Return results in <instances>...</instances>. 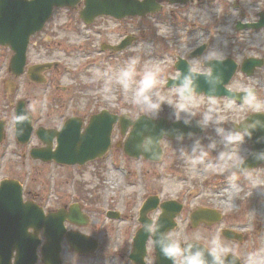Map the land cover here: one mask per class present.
Returning a JSON list of instances; mask_svg holds the SVG:
<instances>
[{
  "label": "rangeland",
  "instance_id": "obj_1",
  "mask_svg": "<svg viewBox=\"0 0 264 264\" xmlns=\"http://www.w3.org/2000/svg\"><path fill=\"white\" fill-rule=\"evenodd\" d=\"M257 3L264 9V0H257ZM81 6L79 4V9ZM232 10V0H194L174 5L164 3L155 14L123 21L103 16L95 19L93 24L85 25L79 18L78 10L56 8L44 31L32 38L28 62H56L58 66L46 71L44 85L34 84L25 76L19 77L17 80L22 89L15 92L14 97L24 98L32 113L36 111L39 114L36 123L44 126L60 125L72 115L88 119L103 108L135 118L136 110L130 107L128 97L118 86L106 90L105 71L123 66L130 55L136 54L135 50L150 46L147 54L141 53L142 59L154 62L161 69L165 81L175 77L178 71L174 62L180 56L181 45L195 44L198 34H202L209 45L216 43L218 28L225 23L227 14ZM258 12L253 9L241 22L256 20ZM261 33L264 30L235 29L233 36L229 37L227 57L238 63L247 56L264 57V42H260L264 41V37L260 36ZM127 35L135 39L126 49L114 53L101 49V44L118 43ZM250 41H253L251 45ZM2 71L6 72L5 69ZM253 84L259 97L264 100V67L257 69L250 77L237 72L229 87L239 90ZM172 91V87L162 88L166 94ZM200 97L204 103L209 99L203 94ZM215 99L221 105L226 127H233L251 113L242 111L238 103L231 110L226 109L223 105L228 100ZM170 113L171 109L165 106L160 116L169 119ZM207 134L214 135L211 129ZM112 137L114 141L121 139L118 125ZM200 137H205V133L184 139L182 144L191 146ZM203 142L207 143V139ZM161 145L163 155L159 162L133 159L125 155L122 149L111 148L112 151L102 160L83 166H58L28 156L13 157L20 151L9 130L7 141L1 148L4 155L0 153V180H19L28 195L41 201L46 209L56 210L64 203L81 201L90 218L88 224L79 229L88 235H97L102 229L100 236L104 233L109 241L112 237L117 240L119 233L132 231L141 199L146 195H156L161 200H175L183 205L174 232L184 236L199 234L207 237L219 232L221 227L237 228V224L241 223L247 240L237 242L222 238L224 243L235 248L244 259L248 252L264 248V190H252L244 181L240 182L237 190H233L225 181L224 174L211 165L193 169L182 161L176 151L180 143L175 139H163ZM250 145L248 143L246 147ZM253 171L264 175V164ZM198 206L220 212L219 223L191 227L189 214ZM102 207L116 208L121 218L104 216L100 209ZM158 214L155 212L151 216L156 218Z\"/></svg>",
  "mask_w": 264,
  "mask_h": 264
},
{
  "label": "clouds",
  "instance_id": "obj_2",
  "mask_svg": "<svg viewBox=\"0 0 264 264\" xmlns=\"http://www.w3.org/2000/svg\"><path fill=\"white\" fill-rule=\"evenodd\" d=\"M232 3L233 10L218 28L216 43L209 45L203 35L198 34L195 44L181 45V59L191 56L196 47L203 46L204 51L199 58L188 64L186 70L175 74L171 93L162 92L166 81L161 69L154 62L142 59L141 53L147 54L150 46L135 50L136 54L130 55L123 66L107 69L104 73L106 90L118 86L128 97L129 105L136 110L137 116L158 120L163 107L167 106L171 109L169 119L173 122L182 121L190 126L195 120L205 137L196 138L191 146H184V135H177L175 141L180 143L176 150L178 157L193 169L211 165L224 174L225 181L233 190L239 188L241 181L246 182L252 190H264V175L253 171L254 167L249 164L250 161L264 164V100L259 97L254 84L242 87L239 96L241 110L254 115L238 121L234 127H226L220 111L221 105L214 98L223 83V75L213 65L222 64L227 58L229 37L233 36L235 27L246 14L253 9L264 11L257 0H232ZM260 36L264 37V33ZM252 43L253 41L249 42L250 45ZM201 79L207 85L209 99L206 103L200 97ZM234 104V101H229L223 107L231 110ZM31 113L32 108L29 107L15 115L14 124L30 122ZM209 129L214 135L207 134ZM194 135L192 132L188 133L189 138ZM160 137L170 136L167 130L162 129ZM205 138L207 143L203 142ZM160 142L158 137L143 136L137 149L146 156L158 157ZM249 142L261 147H246ZM162 229L163 225L155 218L146 221L143 226V230L154 237L159 251L171 264H240V254L224 243L219 232L202 237L199 234L184 236ZM245 261L246 264H264V248L248 252ZM106 264H117L115 256L108 259Z\"/></svg>",
  "mask_w": 264,
  "mask_h": 264
},
{
  "label": "water",
  "instance_id": "obj_3",
  "mask_svg": "<svg viewBox=\"0 0 264 264\" xmlns=\"http://www.w3.org/2000/svg\"><path fill=\"white\" fill-rule=\"evenodd\" d=\"M78 0H25L19 2L17 0H8L4 2L0 0V43L9 44L15 51L13 57L12 66L15 68L16 72H20L25 61V50L28 42L29 36L36 30L40 29L43 23L50 17L54 6L63 5H74ZM155 0H144L138 2L136 0H85V7L81 11L80 15L85 19L86 22H91L99 14H110L116 17H124L126 15L141 14L155 12L159 9V6L154 2ZM187 0H169L170 3L175 2H186ZM264 26V14H260V19L257 23H246L237 25L238 29L242 28H259ZM131 39L126 38L122 43L114 47V49H122L129 45ZM204 51L203 46L198 47L192 52L190 57H198ZM188 62L185 59H179L175 66L181 70H186ZM260 60L255 58L245 59L241 65V70L247 74H251L255 66H260ZM45 65L36 66L32 70L33 79L40 81L41 78L37 75L39 69L45 68ZM213 67L222 73L223 83L219 87L218 92L215 97L227 96L230 98H235L240 96V94L228 90L225 85L229 82L232 75L234 74L237 64L230 58H226L222 64L213 65ZM37 69V70H36ZM172 80L168 79L167 86H172ZM200 84V94L204 93L207 95V85L204 83L203 79L199 81ZM208 96V95H207ZM21 106L17 107V115L23 112ZM254 115V114H253ZM250 115V116H253ZM249 117V116H248ZM118 119L117 115L109 114L107 112H101L93 116L90 120L89 125L86 127L85 131L80 134L79 122L75 119H70L64 124L60 131L45 130L43 128L39 129L38 133L44 135V142L48 144V147L43 150H32V155L34 157H39L42 160L55 159L60 163L67 164H83L88 160L94 159L96 157L102 156L110 143V134L112 130L113 123ZM247 119V118H246ZM120 123L122 128L125 129L128 125L132 124L131 133L126 141L125 150L130 151L133 155H139L142 153L138 151L137 144L143 138V136H155L160 137L161 130H167L170 137H176L179 134H183L184 138L188 137V133L192 132L194 134L200 133L201 130L197 127L196 122L193 121L190 126H186L181 122H168L166 119L150 120L147 117L140 116L134 121H125L123 117H120ZM75 126H73V125ZM22 129V131H21ZM1 130V125H0ZM30 122H26L22 125H16V134L21 141H26L30 134ZM0 131V137H1ZM56 136L58 141V146L55 151L50 150V141ZM254 147H261V145H254ZM161 154V148L159 146L158 157H149L142 153V155L148 159H158ZM250 166L256 167L259 165L257 162L250 161ZM4 185L16 184L15 180H4L2 181ZM8 188L3 187L1 192L6 191ZM5 196L0 195V207L3 205L9 207V203L3 202ZM18 199H20L18 194ZM17 199V200H18ZM14 204V203H13ZM156 201L149 200L146 205V209L149 207H154ZM15 205V204H14ZM27 205V204H26ZM30 213L27 214V218L24 221L27 224H32L38 229L41 225L45 229V236L48 240L46 248L56 247V241L59 237V233L63 231L62 218L64 212H58L57 217L53 218V215H48L43 218L40 213L37 216L31 214L32 205H27ZM145 207V206H144ZM180 206L172 204L171 202L163 204L164 214L159 220V223H165L167 229L172 227L173 222L172 217L179 210ZM170 211V212H169ZM10 213V212H7ZM212 214L206 210H198L194 214V221H200L204 217H208ZM69 217L71 221L84 224L85 220L81 218V215L75 209H72ZM76 217L78 218L76 220ZM144 222L146 219L143 218ZM146 237V232L141 229L137 234L136 248L137 250H143V243ZM140 241V242H139ZM51 242V244H50ZM141 244V245H139ZM159 250V249H158ZM33 255V254H31ZM2 259L0 264H2ZM34 259L29 261V264H33ZM159 264V263H158Z\"/></svg>",
  "mask_w": 264,
  "mask_h": 264
},
{
  "label": "flooded vegetation",
  "instance_id": "obj_4",
  "mask_svg": "<svg viewBox=\"0 0 264 264\" xmlns=\"http://www.w3.org/2000/svg\"><path fill=\"white\" fill-rule=\"evenodd\" d=\"M160 1H162V3L166 2L165 0H160ZM43 31H44V29L41 32H39L38 34H41ZM31 43H33V41H31ZM4 50H6V51H4ZM0 52H1V54H0V59H1V62H0V79H7L8 78L10 81H13V83L15 84L13 87H9V88L2 87V89H1V94H0V125L3 126V128L5 129V136L3 137V140L0 144V153H1V148L4 145V143L7 141L8 131L10 130V132H11V127L13 126L12 122H13V117L15 116V109L17 107V103H19V101H22V106H24L25 109L29 108L27 101L24 98L14 97L15 92L17 93V92H19L20 89H22V86L20 85V82L17 79L21 76H25L30 82H32L34 84H37V83H35L29 79L28 69H29L30 63L26 64L25 71L22 75L15 76V74H12L8 70V64H7L8 60L12 54L11 51L8 48L4 49V47H0ZM258 57L263 59V61H262L263 66L256 68L255 72L257 69L264 67V57L263 56H258ZM2 69H5L6 72L3 73ZM40 85H42V84H40ZM13 91H14V93H12ZM77 116H79V115H77ZM79 117L81 118V121H83V124H84V122L86 123L85 117H83V116L82 117L79 116ZM31 119H32L33 126L39 125V123H36V121L39 120V114H37L36 111L34 113H31ZM60 125L48 126V127L58 129L60 127ZM13 141L16 144L17 149H19V151H20V153L18 155L15 154V156H13L16 158L24 157L27 154H30L31 150L33 148H38V147H41V145H42L41 140L34 134V132L32 133L29 142L26 144H20L16 139L15 140L13 139ZM250 146H252V145H250ZM1 154L4 155L3 153H1ZM49 163H52V162H49ZM22 201L23 202L32 201V202L36 203L37 205L44 207L41 201H37L33 197H30L28 195L27 190H25V188H23V199H22ZM71 205H75L76 207H78L79 210H81L82 213L85 215V218L88 219V222H89L90 217L87 214V212H85L84 204L81 201L73 200L70 203H64L63 208L65 209V211L67 213L69 212L68 208L71 207ZM110 210L117 211L114 208H111ZM157 210H159V209L157 208L155 211H157ZM97 212L99 213L98 210H97ZM118 215H119V218H121L120 213ZM132 217H133V215H132ZM148 217L151 218L152 216L150 217V214H148ZM136 221L139 225V209L136 213ZM79 227H82V226L71 223L69 221H65V232L63 233V235L60 239V243H59V245H60V247H59V249H60V252H59L60 264H102V262H104V264H106V261L113 256H115L117 264H156L157 253H156L155 248H154L155 242H154L152 235L149 234V236L146 238V240L144 242L145 251L142 254H139L138 252L133 251V247L135 246L134 245V237H135L136 232H137L136 226H133L132 231L129 230V232L119 233L120 236L116 237L117 240H115L112 237L111 241L108 240L107 236H105L104 233L100 236L102 229H100V231H98L97 235H93L92 233L90 235H88V233L81 231L79 229ZM236 227L237 228H234V227L233 228L231 227V228L232 229H239V230L243 231L242 235H240V240H238V242L246 241L247 237L245 236L246 235L245 230H243L244 226L241 225V223H239V224H237ZM75 232L87 236V238H84L87 241L86 244L83 245L80 243V246H82V248H85L86 251L77 252L74 249V247L71 245V243L69 242V239H67V234L72 233L73 234L72 235L73 238H71L72 244H78V242L74 239L76 237ZM28 233L36 235V238L38 240V243L36 246V252H37V256H38L37 264H46L44 262L45 260H48L50 262L54 261L56 259L55 255L52 252L48 253L47 251L44 250L46 239L44 238L42 231L40 230L39 232H34V230L28 229ZM123 234H124V236L122 237ZM7 236L15 238V239H13L9 242L3 241L2 242L3 244L4 243H10V244H9V246L0 247V252L3 253L4 255L9 254L11 256L9 264H13L15 262V258L19 255V253H25V251L30 250L32 245L28 244V241L24 240L23 238H20V237H24V234H22V233L17 232L15 235H7ZM94 239H96V241H95L96 247H93ZM90 243H92V246H90ZM44 251L46 252L45 254L43 253ZM56 256H57V254H56ZM240 258H241L240 263L246 264L244 257L240 256Z\"/></svg>",
  "mask_w": 264,
  "mask_h": 264
}]
</instances>
